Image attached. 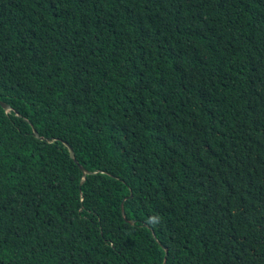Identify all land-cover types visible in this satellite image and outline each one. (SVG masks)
<instances>
[{"label": "trees", "instance_id": "obj_1", "mask_svg": "<svg viewBox=\"0 0 264 264\" xmlns=\"http://www.w3.org/2000/svg\"><path fill=\"white\" fill-rule=\"evenodd\" d=\"M0 102V264H264V0H0Z\"/></svg>", "mask_w": 264, "mask_h": 264}, {"label": "water", "instance_id": "obj_2", "mask_svg": "<svg viewBox=\"0 0 264 264\" xmlns=\"http://www.w3.org/2000/svg\"><path fill=\"white\" fill-rule=\"evenodd\" d=\"M0 106H1L2 108H5V107H6V105L3 104L2 102H0ZM80 169H82V168L80 167ZM121 210H122V206H121Z\"/></svg>", "mask_w": 264, "mask_h": 264}]
</instances>
